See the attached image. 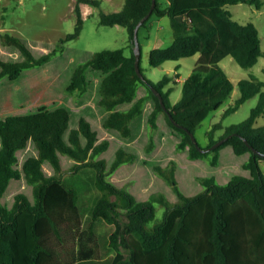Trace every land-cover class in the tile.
I'll return each mask as SVG.
<instances>
[{
  "label": "trees",
  "instance_id": "16d2710c",
  "mask_svg": "<svg viewBox=\"0 0 264 264\" xmlns=\"http://www.w3.org/2000/svg\"><path fill=\"white\" fill-rule=\"evenodd\" d=\"M100 8V0H78L75 31L60 39L54 50L36 57L19 37L1 34L4 46H14L23 55L20 61L0 60V81L17 80L29 69L52 61L66 50V44L80 37L84 28L81 5ZM247 4L262 10L264 0H160L153 14L139 31L143 59V40H149L152 20L168 17L171 21L173 43L151 51L153 67L168 61L199 55L193 73L184 81L180 101L172 103L173 89H166L171 81L166 76L159 83L146 78L163 96L169 114L160 98L145 84L136 70L134 51L135 30L151 11L153 0H125L120 12L100 14V24L127 29L131 54L125 49H105L74 70L67 93L77 100L88 93L91 82L88 70L100 71L99 106L108 116L103 127L118 132L124 138L133 135L132 123L144 113L146 104L153 101L154 109L149 126L159 129L158 118L180 136L177 148L187 151L191 160H204L214 153L210 162L219 165L220 151L231 147L238 156L249 155L244 168L251 178L235 177L226 186L217 184L214 177L201 179L206 191L184 195L176 181L177 163L167 167L155 165L153 171L168 181L179 197L172 203L165 194L154 193L148 201H139L127 188L118 187L108 179L122 165L137 159L135 153L124 149L117 152L108 172L105 159H97L110 147L109 140L99 141L98 132L82 117L79 126L70 130L71 114L67 107L54 109L41 106L36 112L11 115L0 119V264H76L101 257L97 232L99 220L115 225L110 246L116 251L112 264H264V157L255 154L246 144L264 153V126L256 127L264 116V83L255 78L239 82L240 97L230 106L223 118L235 113L248 100L259 97L258 105L249 118L239 125L224 128L217 123L206 133L209 148L228 136V141L212 152L201 153L189 132L197 134L209 116L220 110L231 98L235 84L221 63L228 57L242 68L250 69L264 55L258 27L241 24L227 8ZM144 32L148 35H144ZM143 73V72H142ZM141 86L148 94L138 98ZM132 104L128 110L120 107ZM180 124L177 127L170 118ZM224 130L223 134L219 132ZM69 131V138L65 136ZM85 139V143H84ZM30 143L37 155L28 157L20 169L19 152ZM156 148L150 136L146 152ZM75 161L73 170L91 168L96 171L95 186L100 197L95 202L86 226L80 206L78 190L64 178L62 156ZM50 163L54 174L48 175L44 165ZM25 179L33 187L35 202L25 194L15 196L8 207L2 202L12 181ZM156 204L166 208L164 219L150 226L157 217Z\"/></svg>",
  "mask_w": 264,
  "mask_h": 264
},
{
  "label": "rangeland",
  "instance_id": "374dc122",
  "mask_svg": "<svg viewBox=\"0 0 264 264\" xmlns=\"http://www.w3.org/2000/svg\"><path fill=\"white\" fill-rule=\"evenodd\" d=\"M77 1L78 0H0V20L6 25L7 32L5 33L21 38L27 45L33 47L35 56L40 57L46 49L49 50L53 46H57L61 38L75 31L77 23ZM100 1L102 2L100 8L88 5L91 11L86 10V13L83 14L85 22L80 37L66 44V51L57 56L58 59L54 61L51 68H55V70H66L68 72V77L79 64L87 62L95 53L102 50L125 49L128 55L131 54V43L126 28L122 26L109 27L100 24L101 12H120L125 5V0ZM160 1L166 4V0ZM227 9L231 11L233 18L241 24L246 25L253 23L258 27L262 39V50L264 52V7L262 10H258L251 5L239 4L230 6ZM159 20L160 19L154 18L151 22L154 27L153 33L155 32L156 34L160 24H163L166 28L168 27L167 30H170V26L168 25L170 24V19L168 17ZM163 32L168 34V31ZM144 35H146V32H144L143 36ZM142 43L144 49L142 72L144 76L155 83H159L166 76H169L171 81L166 86V89L172 88L174 90L171 101L172 103H177L181 100L183 95L184 81L193 73L199 55L183 58L179 61H168L162 67H153L146 53L148 47H166L170 45L171 42L170 40L158 41L153 36L151 41L143 40ZM14 48L20 53L16 47ZM0 57H3L1 53ZM11 58H13L11 60L16 61L18 57L15 58L14 55H11ZM221 65L235 84V91L224 106L217 112L212 113L197 131L196 137L198 142L202 145L207 144L205 135L214 124L223 123L224 128L239 125L249 118L252 110L258 105L259 97H254L243 104L235 113L223 118L225 111L230 106L234 105L235 101L241 95L239 82L243 79L255 78L264 83V55L260 58L258 64L250 69L242 68L232 57L226 58L222 61ZM35 75L38 76L39 73ZM88 76L92 88L91 97L89 96V99L87 98L84 102L75 100L74 103H71L73 108L70 110V130L76 129L79 123V111L75 108H81L80 106L83 105L82 103L85 104L86 109L94 110V107L97 108V88L104 75L100 71L89 69ZM64 78L66 77H63V79ZM177 79H180V82H176ZM141 88L147 90L144 86H141ZM39 107L40 106L36 105L34 107L31 106L24 112H35ZM87 120L92 123L93 129L98 132L99 141L106 140L107 138L102 139V135L105 134V136H107L105 131H108V129H105L101 125H96L92 120ZM261 126H264V116L261 117L256 124V127ZM163 128L164 125L162 124V129ZM150 130L152 136L154 135V141L156 143L157 139H155V135L158 133V130ZM223 132L224 130L219 133L223 134ZM173 134L180 139L179 134L174 130ZM119 136L121 139L118 141L111 136L108 138L115 141H112L110 148L97 159H105L107 161V171L109 172L116 159L117 152L120 149H124L128 153H135L137 159L134 162L122 165L116 172L110 174L108 179L118 187L127 188L139 201H148L152 194L163 193L172 203L179 202V197L173 186L153 171L155 165L167 167L172 160L177 163L175 178L178 186L181 192L189 197L206 191L207 187L202 184L201 179L214 177L218 185L226 186L235 177L251 178V173L244 168V164L247 163V157L236 155L231 147H224L220 151L221 157L219 165L212 166L210 163L215 157L214 153H211L207 159L199 161V165L195 160L189 158L187 151H182L177 148L176 139L173 136L169 137L163 148L160 147L162 143L160 138V148H158V151L154 150L152 153H148L145 150V146L148 145L146 136H143L140 143L137 141L132 143L133 146H136L134 149L127 146L126 142L128 138H124L121 135ZM65 138L68 140L69 131ZM123 140L126 141L124 142ZM85 142L84 139V143ZM36 155L37 151L35 145L30 143L26 150L19 152L18 156L20 161L18 167L21 169L24 161L28 157ZM62 161L64 167L63 178L68 184L78 190L80 195V206L84 215V223L87 226L90 221L91 210L100 197V192L95 186L97 173L91 168L81 169L79 172H75L73 170L75 161L68 156H62ZM262 162L261 168L264 172V161ZM44 170L48 175L55 173L50 163L44 165ZM19 193L25 194L33 203L35 202L33 187L28 185L25 179L12 181L2 202L8 207H12L15 196ZM156 209L157 217L154 222L150 223L152 227L160 223L164 219L166 213V208L160 204H156ZM114 229L115 225L99 220L97 232L101 244V257L97 260L76 264H112L116 256V251L110 246V236Z\"/></svg>",
  "mask_w": 264,
  "mask_h": 264
},
{
  "label": "crops",
  "instance_id": "0c3cea01",
  "mask_svg": "<svg viewBox=\"0 0 264 264\" xmlns=\"http://www.w3.org/2000/svg\"><path fill=\"white\" fill-rule=\"evenodd\" d=\"M81 8H82L83 14L86 13V10L91 11V8L88 7L87 4H82ZM168 25L170 26V30H167L168 27L166 28L163 24H160L159 28L156 31V34L155 32L153 33L154 27L152 25L151 33H149V40H146V41H151L152 37L154 36L158 41L159 40H164V41L170 40L171 42L170 44H172L174 38H173V32L171 33L172 31L171 21H170V24ZM163 31H168V34ZM5 32H7L6 25L5 23H3V21L0 20V53L3 56L2 58L0 57V60L14 61V60H11L13 59L11 58V55H14L15 58L18 57L16 61L22 60L24 58L23 55H21V53H18V51L14 48V46H4L2 44L1 34H5ZM146 35H148V33ZM28 47L33 51V47L29 45ZM55 47L53 46L49 50L46 49L43 54L54 50ZM153 49L155 48L148 47V49L146 50V53L148 54V56H150V53ZM57 59L58 57L54 58L52 61H50L49 63H47L46 65L42 67L26 70L17 80L12 81L8 78H4L0 81V119L6 118L11 115H23V114L32 113V112L26 113L24 111L29 109L31 106L34 107L35 105L40 106V107L47 106L48 108H53V109L64 106L72 110L71 108H73V106L71 105V103H74V101L77 99L70 94H66L67 93L66 90L71 82V77L73 73H71L67 77L68 72L66 70L64 69L55 70V68H51V65ZM37 73H39L38 76L35 75ZM63 77H66V78L63 79ZM178 81L180 82V79H177L176 82ZM100 84L101 82L99 83L98 88H97V104L99 103V100H100V93H99ZM140 89L138 91V98H142L148 94L146 89H143L141 87ZM91 91H92V88L90 86L88 93L85 94L83 97H81L79 100L82 102L87 100L89 96L91 97ZM82 104L83 105L80 106L81 108H75L79 111V115H80L79 122L82 117H85L95 122L96 125L98 124V125L103 126L104 120L108 116V113H106L102 108H100L99 104L98 105L96 104L97 108L94 107V110L86 109L85 104L84 103ZM131 106L132 104H126L120 107V109L128 110L131 108ZM153 109H154V103L153 101H149L145 106L144 113L133 121L132 123L133 135L132 137L128 138V141L126 142L129 148L134 149L136 146H133L132 143H135V141L140 143L141 140L143 139V136H146L149 142L150 136H151V130H150L151 128L149 126L148 121H149V117ZM158 124H159V129L157 131L158 133L155 135V139H157L156 148H155L156 151H158V148L164 147L165 142L169 139L170 136L175 137L176 144L179 143L180 139L174 136L172 128L168 126L163 115L159 116ZM162 124L164 125L163 129H162ZM78 126H79V123H78ZM105 133L107 136L103 134L102 139L107 138L106 140H109L110 143H112V141H115V140L108 139L110 138V136L116 138V141L121 139L119 136L120 134H118V132L116 131L108 130V131H105ZM160 138L162 140L161 141L162 143L160 144V147H159ZM145 150H146V146H145ZM243 156L247 157L246 162H248L250 159V156L248 154L243 155ZM195 161L196 163L199 164L200 163L199 161H203V160H195ZM262 163L263 162H261V164Z\"/></svg>",
  "mask_w": 264,
  "mask_h": 264
},
{
  "label": "water",
  "instance_id": "95a60500",
  "mask_svg": "<svg viewBox=\"0 0 264 264\" xmlns=\"http://www.w3.org/2000/svg\"><path fill=\"white\" fill-rule=\"evenodd\" d=\"M157 5V0H153V6L151 11L139 22V24L136 27L135 30V37H134V44H135V54H136V70L137 73L139 74V76L141 77V79L145 82V84L156 94V96H158L160 98L161 104L164 108V110L169 114V110L165 104L164 98L162 96V94L152 85L149 83V81L146 79V77L144 76V74L142 73L141 70V57H142V49H141V43H140V39H139V31L140 28L143 26V24L149 20V18L151 17V15L153 14V11L155 10ZM171 120L173 121V123L180 128H183L180 124H178L174 118L172 117V115H170ZM184 130L188 131L186 128H183ZM193 142L195 143L196 147L198 148V150L201 153H209L214 151L215 149H217L218 147H220L221 145H223L226 141H228L230 139L231 136H228L222 140H219L217 143H215L213 146L209 147V148H202L201 145L198 142V139L196 137V135L192 132H189ZM246 144L249 146V148H251L253 150V152L255 154H258L262 157H264V153L260 152L259 150H257L256 148H254L248 141H246Z\"/></svg>",
  "mask_w": 264,
  "mask_h": 264
}]
</instances>
